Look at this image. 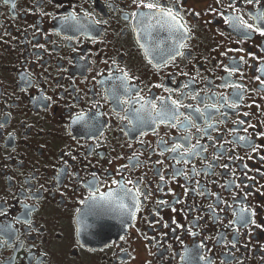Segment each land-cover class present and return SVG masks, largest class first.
<instances>
[{
	"label": "flooded vegetation",
	"instance_id": "1",
	"mask_svg": "<svg viewBox=\"0 0 264 264\" xmlns=\"http://www.w3.org/2000/svg\"><path fill=\"white\" fill-rule=\"evenodd\" d=\"M264 0H0V264H264Z\"/></svg>",
	"mask_w": 264,
	"mask_h": 264
},
{
	"label": "snow or ice",
	"instance_id": "2",
	"mask_svg": "<svg viewBox=\"0 0 264 264\" xmlns=\"http://www.w3.org/2000/svg\"><path fill=\"white\" fill-rule=\"evenodd\" d=\"M262 34H264V33H262Z\"/></svg>",
	"mask_w": 264,
	"mask_h": 264
}]
</instances>
